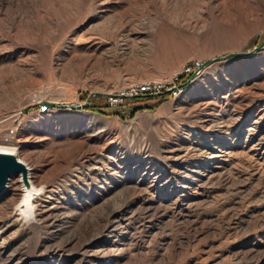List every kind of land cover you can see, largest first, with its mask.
Returning <instances> with one entry per match:
<instances>
[{"label": "rangeland", "instance_id": "rangeland-1", "mask_svg": "<svg viewBox=\"0 0 264 264\" xmlns=\"http://www.w3.org/2000/svg\"><path fill=\"white\" fill-rule=\"evenodd\" d=\"M263 41L264 0H0V264H264Z\"/></svg>", "mask_w": 264, "mask_h": 264}, {"label": "built area", "instance_id": "built-area-1", "mask_svg": "<svg viewBox=\"0 0 264 264\" xmlns=\"http://www.w3.org/2000/svg\"><path fill=\"white\" fill-rule=\"evenodd\" d=\"M204 65L202 60H195L188 64L184 69L174 72L172 75L164 76L157 79L144 80L140 82H130L120 88L117 92H111L109 102L111 105L121 104L126 98L143 97L146 95L173 94L178 96L188 80H193V77L184 79L183 76L192 73L195 69Z\"/></svg>", "mask_w": 264, "mask_h": 264}, {"label": "water", "instance_id": "water-1", "mask_svg": "<svg viewBox=\"0 0 264 264\" xmlns=\"http://www.w3.org/2000/svg\"><path fill=\"white\" fill-rule=\"evenodd\" d=\"M263 44H264V41H263L262 45ZM232 54L233 53L228 54V55L230 56ZM228 55H226L224 57H227ZM216 59H220V58L209 59L206 63H210ZM204 65H206V64L204 63ZM202 67L196 69L194 71L192 77H195L201 71ZM16 155L17 154L0 152V193L3 192L4 189L7 187L10 177L15 175V174H21V172H22L23 174L26 175L25 178L29 179L28 175H29L30 169L28 168L27 164L24 161L20 160ZM25 178L23 179V183L26 184L27 182H26ZM28 182H29V180H28Z\"/></svg>", "mask_w": 264, "mask_h": 264}, {"label": "bare ground", "instance_id": "bare-ground-1", "mask_svg": "<svg viewBox=\"0 0 264 264\" xmlns=\"http://www.w3.org/2000/svg\"><path fill=\"white\" fill-rule=\"evenodd\" d=\"M178 71H180V70H177V72ZM0 152H3V153H13V152H11V151H9L8 149H6L4 146H1L0 145ZM20 159V158H19ZM21 160V159H20ZM23 161V160H22ZM25 162V161H24ZM26 163V162H25ZM23 173L21 172V176H22V178L24 179L25 178V174H23ZM26 179V178H25ZM11 180V179H10ZM29 179H26V182L28 181ZM8 186H9V183H8V185H7V187L4 189V191L3 192H5L6 190H7V188H8ZM28 199H29V197H27Z\"/></svg>", "mask_w": 264, "mask_h": 264}]
</instances>
